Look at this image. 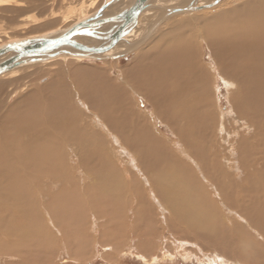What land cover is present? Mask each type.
Returning a JSON list of instances; mask_svg holds the SVG:
<instances>
[{
	"label": "bare ground",
	"instance_id": "6f19581e",
	"mask_svg": "<svg viewBox=\"0 0 264 264\" xmlns=\"http://www.w3.org/2000/svg\"><path fill=\"white\" fill-rule=\"evenodd\" d=\"M155 1L148 3L151 7L142 11L124 38L141 28L139 25L148 12L159 3ZM183 1L186 5L190 2ZM131 2L120 0L102 12L101 17L114 15L120 10L115 8L117 5ZM22 3L0 0V8L5 10ZM217 3L196 0L195 5L175 4L163 10L162 16L172 8L190 10L165 16L163 21L176 15L209 11ZM97 4L98 0H92L86 5L94 8L95 13L101 6ZM84 6L71 4L62 20L71 22L77 10L78 18L49 34H57L90 17L93 13L87 14ZM51 16L56 18L54 13ZM195 20V36H186L180 30L190 25L182 21L176 26L180 31L167 49L170 52L166 60L157 68L136 69L129 77L127 73L118 89L112 90L105 82L97 86L90 83L92 87L79 86L78 82L71 84L72 93L66 89L67 97L59 102L65 88L57 85L50 94L51 99L59 97L58 102L45 105L37 118L31 121L24 117L12 125L1 124L0 258L4 264H52L56 248L50 245V234L61 240L62 228L65 234L73 233L68 235L67 243L79 257L88 253L85 247L94 245L96 240L90 234L97 228L104 229L100 240L115 248L117 235L123 233L121 228L132 227L127 223L128 216L136 229L150 235L154 228L175 235L179 242L173 245H179L177 253H183L182 259L195 254V258L206 259L208 264H243L250 260L264 264V0H246L220 14ZM108 30L106 27L98 31L97 38L105 36ZM31 38L39 36L24 39ZM124 38L98 58L61 56L24 66L59 58L110 59L116 46L123 45ZM142 41H131L128 53ZM79 42L92 45L86 38ZM198 43L210 50L216 72L227 89L231 111L218 113L210 90L212 78L205 68L196 67L192 61ZM22 67L0 74V79L15 78ZM5 86L6 83H0V93ZM128 86L151 103L152 114L175 133L184 152H173L151 132L147 120L136 109L138 105L129 104ZM26 97L30 98L26 95L20 103ZM7 100L0 101L2 108ZM14 108L10 118L17 120L22 112L15 105ZM1 111L0 121L7 120ZM228 123L233 128H228ZM98 128L105 134L97 132ZM120 190H124L122 197L116 194ZM126 195L131 199L127 200ZM131 196L136 198L134 204ZM91 213L97 218L106 216L109 222L99 226ZM215 222L219 228H213ZM109 225L111 229L107 231L104 226ZM128 243L126 250L131 253L130 249H135L136 258L143 264L157 262L158 254H153L156 250L162 260L174 258L175 252L167 249L162 239L148 236ZM116 251L121 253L118 248Z\"/></svg>",
	"mask_w": 264,
	"mask_h": 264
},
{
	"label": "rangeland",
	"instance_id": "374dc122",
	"mask_svg": "<svg viewBox=\"0 0 264 264\" xmlns=\"http://www.w3.org/2000/svg\"><path fill=\"white\" fill-rule=\"evenodd\" d=\"M17 1L23 3L12 4L9 7H5L4 8L5 10H2V8H0L1 9L0 39L2 40V42H0V45L4 43L12 42L14 40H21L29 36L38 35L39 37H42V36L50 35L49 33L57 30L58 28L61 29L65 28L66 26L71 24L74 20H76L79 16V11L77 10V12L75 13L76 15H74L75 18L71 19V22L69 23L63 22L62 17L66 12V10L71 6V4L72 6H76L79 3H84L85 4L84 10L87 12V14L93 13L94 10V8H90L89 6L86 5L92 0H17ZM105 1L106 0H98L99 4L97 5L100 6ZM158 1L159 3L156 2V5H154L155 8L151 9L148 12L149 13L147 14L148 16H146L145 20L139 25V27L141 28H137L135 30L137 31L136 33L134 31V33L124 38V42L122 43L123 44L122 46L124 47L116 46V49L110 54L112 56L110 59L109 58L108 59L104 58L101 60L81 59L75 61L71 58L68 60L59 58L46 63H37V64L23 66L15 78H1L0 83H6V86H5V90H3L2 93H0L1 94L0 101L3 100V98H6L8 100L3 104V108L2 106H0V111L3 110L1 112L4 114V116L2 117H7V120L0 121V128L3 122L4 123L7 122L6 125H12L13 122L18 123L19 120H21L24 117L26 118L29 117L31 118L32 121L34 118H37L39 115L42 114L41 112L43 111L45 105L51 104L52 102H53L52 104H56L58 102L57 100L59 99V97H53V99H51L52 97L50 93L51 91H53L54 88H56L57 85L64 86L65 88V91L63 92V95L60 97L59 102L61 101V99H65L67 97L68 92L66 91V89L72 93L71 90L74 87L73 85L77 84L78 82L80 84L79 86L83 84L85 86L89 85L90 87H92L91 84L93 82L96 83V86L99 84V82L101 83L105 82L109 85V87L111 86L110 88L112 90L118 89V86L122 84L121 78H124L123 76H125L127 73L129 77V75L136 73L135 71L136 69L150 70L151 68H157L158 64L162 60H166L165 58L168 57V54L170 52L167 51V49L170 45H173L175 43L177 37L176 33H178L179 30V29L177 30V27L182 21H188L190 25L189 27H185L180 30H182V32L186 34V36H195L197 29L196 26L198 24V21L195 19L210 17L213 15L220 14L224 11H227L236 6L241 5L246 0H227V1L220 0L221 2L217 0L218 5L212 6L214 7L213 9H210L211 7H208L207 9L208 10L210 9L209 11L195 12L193 14H190L191 16L189 14L172 16L167 21H163L162 23L158 24L150 34H147L149 31H151V29L157 24L159 19L162 17L164 13L163 10L166 11L167 9L173 7L175 4H178L179 6H184V5L189 6V5H195L196 3V0H193L192 4H191L192 0H190V2H188L189 4L187 3V5L184 4L185 2L183 0H175V1L158 0ZM213 4L216 3H211V5ZM124 5L125 3L121 4V6L117 5L115 8L119 10ZM53 13L56 14V18L54 19L51 16ZM29 16H33L35 17V19L36 17H39V20L33 21L31 18H29ZM52 21L56 24L53 25ZM171 29H173V31ZM146 34L148 35L147 37ZM142 39L143 41L141 42V45L137 49H134L128 53L127 45L131 41L137 42V41H141ZM125 49L127 50L124 51ZM211 57L212 56L209 48H207L205 44H200L195 55L192 56V61L195 63L196 67L201 66L202 68H205L207 70L209 77L212 78L210 90L213 93V98H215L214 100L215 105L218 106V113H226L232 110L229 100V95L227 89L223 85L221 78L219 77V74L216 72L217 70H216V66H214V60L213 58L211 59ZM213 77H215V82H213ZM102 85H104V83ZM44 87H46L45 89L46 91L45 90L43 91ZM103 90L104 88L101 89V91ZM32 93H34L35 96L34 95L31 96ZM9 94H11V97H9ZM94 94H96L95 89H94ZM26 95L30 96V98L26 97L25 99H23L24 102L20 103L22 102L21 99ZM76 99L77 98L75 97L74 100ZM127 99L129 104H131L133 107H136L138 105V107H136V109H138L137 111L141 112L143 117L148 122L149 129L151 130L152 133L156 135V137L159 140L161 139L160 141H164V143L168 145V148L171 150L173 149L174 150L173 152L175 153L177 152L179 153L183 151L181 149V146L180 145L178 146L179 142L177 137H175L176 136L175 133H173L171 129H169L166 123H162L157 118L156 115L152 114L153 109L151 103L145 101L144 98L138 96L133 90L129 88V86H128ZM25 103L27 104L29 103L32 106L28 104L30 106L29 107ZM14 105L15 107L17 106L18 111L22 112V114H18V116H16V119L18 121L10 118V116L13 115V113L11 112L16 111ZM23 105L26 106L24 107ZM77 105L79 106V104ZM80 108L81 111L85 112L82 106H80ZM83 112H82L83 115L86 114L87 116H89L87 113L84 114ZM9 120H11V122H9ZM227 127L233 128V126H229V123ZM99 128L97 132L100 131L101 133L105 134L104 133L105 131H102ZM116 194L121 195L120 197H122L124 195V190H120V192ZM135 195L136 194H134V197H137ZM124 197L127 200L131 199L130 197L128 198V195ZM135 200L136 198L132 199L133 204ZM92 216L94 217L95 220L98 221L99 226L106 225L107 224L106 222H109V219H106L107 218L106 216H102V218H97L93 214ZM48 217H51L50 219L53 218L51 214H48ZM130 218L131 217L128 216L127 223L129 222V226L132 225V227L130 228L128 226H124L123 228H121V231H123V233L120 232L117 235L119 236L118 237L119 240L118 242L114 241V243L116 244L115 248H113L114 246L109 244V242H107L106 240H100V232L104 230L103 228H97V230L91 232L90 237L94 236L96 241L91 248L89 246L85 247L88 253L84 257L83 256L79 257L80 256L79 254L78 255L75 254L76 251H71L73 248L67 243V241H70L69 239L67 240V238H69L70 235H73V233L70 235L69 233L65 234L64 228H62V230L60 229L61 231H59V233L62 236L61 240L60 237L56 238L54 233H53L54 235L53 237L50 234V237L52 238V241H50L52 243H50V245L51 247L56 248L54 249L55 255L52 258V264H143L140 262L138 258H136L137 253L135 249L134 250L132 248L130 249V251H132L131 254L129 251L126 250V246L129 244L128 242H131V240L135 241L141 238H147L148 236L156 239H162L164 244H167L166 246L167 249H169L170 251L173 250L175 252L173 256L174 258L171 259L169 257H165L164 260H162V258H158L159 252H157L156 250L153 252V254H158V256H156L155 259L157 262H153L154 260H150L151 264H208L206 262V259L201 260L195 258L197 256L195 254H194L195 257H191V258L188 257L182 259L183 253L182 254L177 253L179 245L176 243L175 245L176 246L178 245L177 247L173 245V242H179L176 239L175 235L168 233L166 230H159L160 232H158L155 228L151 231L152 235H150L146 230L142 231L140 230V228L136 229L134 224L130 223L131 222ZM99 220L101 222H99ZM216 222L218 223V221ZM216 222L215 224L211 223L213 228H219V225ZM110 225L109 227L104 226V228L108 231L111 229ZM129 228L131 230H128ZM74 235H76V231L74 232ZM62 243L65 244V246ZM126 243L128 244L125 245ZM106 247H110V249H107ZM58 248H60V250H58ZM116 248L121 250V253L117 252ZM185 248L188 250H193L192 248L190 249L187 246L185 247L183 246V249ZM61 249L63 251H61ZM152 251L153 250L151 249V253ZM56 253L61 254V256H58L56 258L57 256ZM208 257H209L208 255H205V258ZM245 263L256 264L254 261L251 260L248 262L245 261L243 264ZM0 264H4L3 259L1 258H0Z\"/></svg>",
	"mask_w": 264,
	"mask_h": 264
},
{
	"label": "water",
	"instance_id": "95a60500",
	"mask_svg": "<svg viewBox=\"0 0 264 264\" xmlns=\"http://www.w3.org/2000/svg\"><path fill=\"white\" fill-rule=\"evenodd\" d=\"M120 0L103 3L90 17L71 27L39 38L23 39L0 46V74L13 68L22 67L28 62L50 60L61 56H74L83 58H98L115 47L125 35L135 26L143 10L150 8L151 0H132L124 5L116 14L101 17L102 12L108 10ZM193 1L191 2V4ZM172 8L157 22L153 29L160 24L165 16H170L178 11L190 10ZM109 27L106 35L97 38L98 31ZM90 39L92 45H83L80 39ZM6 57V58H4Z\"/></svg>",
	"mask_w": 264,
	"mask_h": 264
}]
</instances>
